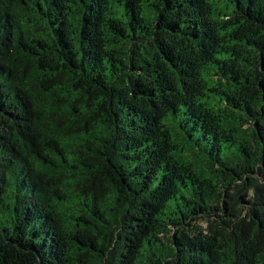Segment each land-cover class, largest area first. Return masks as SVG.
I'll use <instances>...</instances> for the list:
<instances>
[{"label": "trees", "instance_id": "16d2710c", "mask_svg": "<svg viewBox=\"0 0 264 264\" xmlns=\"http://www.w3.org/2000/svg\"><path fill=\"white\" fill-rule=\"evenodd\" d=\"M236 6L240 9V0ZM189 10L195 22L182 28L179 18ZM214 13L213 4L204 0L184 4L179 0H0V59L4 60L0 63V210L17 217L24 214L27 219L28 206L21 196L31 195L50 201L56 214L66 217L75 229L83 227L100 235L102 227L116 222L120 209V224L130 226L134 220L137 230L146 235L154 211H163L164 205L148 209L146 216L148 205L141 200L140 215H129L122 205L146 188L129 183L132 173L124 165L134 161L136 146H142L143 135L157 123L168 130L169 141L176 142L180 158H191V149L199 147L193 136H177L174 121L154 119L145 106L155 109L157 97L168 103L167 97L180 90L189 98L186 106L192 108L196 96L204 102L199 107H204L212 104L220 88L254 87L249 99L240 96L245 116L253 118L250 127L245 129L248 121L243 117L223 120L219 127L225 135L216 133L208 156L219 155L230 139L246 137L245 144L258 141L257 155L264 162V37L259 31L248 37L239 21L228 22L232 31L221 37ZM248 20L261 22L251 8ZM188 41L199 49L198 58L188 54ZM77 48L79 64L73 51ZM209 83L213 86L201 94V85ZM34 85L46 94L47 109L33 111L30 91ZM57 86L68 95L60 97L53 91ZM232 107L241 111L239 102ZM205 127L206 122H201L202 134ZM129 129L136 135L129 134ZM100 162L105 165L103 198L93 194L87 215L73 216L74 194L81 184L88 185L82 170L91 172ZM193 167L209 174L203 157ZM98 179L92 177L93 187ZM86 190L80 195L87 201ZM224 196L227 210V189ZM240 203L248 201L241 196ZM35 210L32 200L31 211ZM172 239L175 243V234ZM73 240L93 252L99 247L98 255H103L104 248L97 243L86 245L79 236ZM116 240L123 247L121 264H141L139 247L129 235L118 232ZM53 247L49 241L48 259L53 258Z\"/></svg>", "mask_w": 264, "mask_h": 264}, {"label": "clouds", "instance_id": "9594fccd", "mask_svg": "<svg viewBox=\"0 0 264 264\" xmlns=\"http://www.w3.org/2000/svg\"><path fill=\"white\" fill-rule=\"evenodd\" d=\"M179 3L184 4L185 0H179ZM204 3L213 4L215 13L212 19L217 21L215 29L219 36L223 37L232 31L228 22L235 24L239 21L242 32L248 37L256 31L264 37V0H251V4L250 0H240V9H237L236 0H223V3L204 0ZM250 8L252 14L260 18V23L248 20ZM225 11L227 14H223ZM178 22L185 28L195 22V16L189 10L181 14ZM48 31L50 33L51 29ZM188 44H191L190 48ZM185 47L190 56L199 57V49L195 48L194 43L188 41ZM73 51L79 64V49ZM3 62L0 59V63ZM212 86L211 83L201 85L200 93H207ZM53 91L58 92L60 97L68 95L59 86ZM254 91V87L251 90L220 88L213 96L212 104H205L204 107H199L204 103L199 96L195 97L194 107H187L189 98L183 90L170 94L168 103L157 97L158 106L155 109L146 103V110L154 119L164 117L174 121L177 136L184 137L185 133L192 135L194 142L199 145L191 149V158L186 155L181 159L176 142L169 141L168 130L157 123L143 135L142 146H136V151L132 153L134 161L124 165L132 173L128 177L129 183L134 188H146L145 192H138L136 198L129 196L122 205L129 215H140L137 205L141 200L148 205L146 216L149 215L148 209L156 210L161 204L164 205L163 211H154L155 218L146 235L137 230L134 220L130 226L121 225L120 209H117L116 222L111 227H102L100 235H97L91 229H75L66 217L56 214L50 201L22 195V202L28 206L27 219L24 214L17 217L11 211L4 214L0 210V264H41L42 261L43 264H121L123 247L116 240L118 232L129 235L135 241L141 254V264H264V162L257 155L255 144L258 141L248 145L244 143L246 137H236L224 144L219 155L208 156L216 133L219 131L221 136L225 135L219 127L223 120L243 117L248 121L244 125L245 129L250 127L253 118L245 116L240 96L249 99ZM30 95L33 111L47 109L44 100L46 94L39 90L38 85L33 86ZM71 99L74 97L68 102ZM233 102H239V113L232 107ZM208 108L212 111L208 112ZM201 122H206L204 134L199 130ZM129 134L136 135L131 129ZM202 135H206V139H201ZM109 156L118 159L111 152ZM201 157L207 162V175L193 167L194 162ZM104 167L103 162H100L91 172L82 170L83 179L88 181V185L81 184L79 191L74 194L73 216L87 215L93 194L103 198ZM133 169L141 175L132 172ZM94 176L99 178L95 187L92 186ZM85 187L87 201L84 195H80ZM225 189L229 192L227 210L223 204ZM48 195L51 197V190ZM182 196L187 199L182 200ZM241 196L248 203H240ZM12 199L13 195L10 194V203ZM32 200L36 204L34 212L31 211ZM85 203L89 204V208H84ZM112 206L115 207L114 204ZM173 234L177 237L175 243ZM75 236L84 240L86 245L95 242L102 246L103 255H98L99 247L96 252L91 247L80 248L73 240ZM105 236L108 237L107 241L103 239ZM49 241L54 243L52 259L47 258ZM148 241H152L151 246ZM36 252L40 253L39 257Z\"/></svg>", "mask_w": 264, "mask_h": 264}]
</instances>
